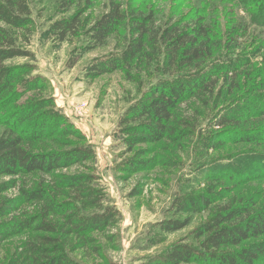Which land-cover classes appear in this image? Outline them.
I'll return each instance as SVG.
<instances>
[{"label": "trees", "instance_id": "obj_1", "mask_svg": "<svg viewBox=\"0 0 264 264\" xmlns=\"http://www.w3.org/2000/svg\"><path fill=\"white\" fill-rule=\"evenodd\" d=\"M74 2L63 0L62 11L69 12ZM86 10L54 21L50 30L66 41L83 28L89 49L105 46L122 26L127 27L128 38L120 51L93 60L87 67L89 76L119 69L128 72L141 60L155 65L157 74L119 117L117 130L126 149L116 170L152 168L156 159H145L149 149L137 146L165 138L177 141L193 134L197 119L178 115L192 100L211 107L212 126L237 136L236 143L264 146V52L256 43L264 40L260 37L254 45L252 42L255 26L264 31V6L250 22L240 18L228 28L208 22L203 15L187 22L157 24L152 12L133 9L129 14L115 0L91 23L82 19ZM34 26L28 0H0V105H10L27 92H38L20 105L10 127L0 132V178H9L0 181V193L15 187L19 190L17 197L0 201V248L9 237L31 229L36 236L26 239L8 264H82L74 254L88 248L99 252L92 234L113 226L121 215L98 183L94 145L56 107L49 81L30 75L32 67L28 65L7 63L30 55L20 47L19 38L25 32L33 33ZM55 134L65 136L62 140L55 137L64 148L35 149L37 142ZM221 140L213 139L216 147L222 145ZM210 143L207 147H212ZM243 158L245 161L240 160L251 169L257 164L264 176V150H254ZM78 165L84 171L56 173ZM217 187L209 182L203 192L174 203L179 211L212 208L209 219L194 232L203 237L199 253L189 245H177L154 264L194 259L202 264H258L264 257V244L226 250L264 236V202L254 195L225 201V193ZM188 223V219L170 218L160 222V227L170 233Z\"/></svg>", "mask_w": 264, "mask_h": 264}, {"label": "rangeland", "instance_id": "obj_2", "mask_svg": "<svg viewBox=\"0 0 264 264\" xmlns=\"http://www.w3.org/2000/svg\"><path fill=\"white\" fill-rule=\"evenodd\" d=\"M28 1L33 9L35 26L33 33L25 32L19 38V45L30 55L15 57L7 63L28 65L32 67L30 75H41L49 81L56 107L94 145L98 183L105 187L107 200L118 208L121 215L113 226L92 234L96 238L94 247L99 246V252H96V248H88L74 254L82 264H154L163 260L170 248L177 245H189L199 253L203 237H196L194 232L209 219L212 208L198 212L179 211L174 203L182 197L203 192L209 182L218 184L217 189L225 193V201L254 195L261 203L264 202L263 172L257 169V164L252 170L250 164L242 162L249 152L264 150V146L236 143L237 136L232 137L230 133L221 132L218 126H212V108L194 100L182 106L183 110L178 112L180 118L187 116L192 120L197 119L193 134L177 141L165 138L155 144L137 146L149 149L145 159H156L152 168L137 172L116 170L115 166L121 162L126 149L117 130L119 117L157 76L155 65L148 66L141 60L128 72L119 69L89 76L87 67L93 60L120 51L125 46L127 27L122 26L105 46L89 49L83 28L77 36L70 35L66 41H61L50 30V25L60 18L86 10L88 5L91 7L83 12L82 19L85 22L89 19L91 23L106 11L110 0H75L69 12L62 11L63 0ZM115 1L120 2L129 14L133 9L146 14L152 12L157 24L171 20L187 22L203 15L208 22L221 28H228L232 21L240 18L250 22L264 6V0ZM255 27L253 45L260 37L264 40L263 29ZM256 43L263 53L264 43ZM258 55L260 57L262 54L258 52ZM74 59L78 60L70 66ZM31 95L38 96L37 90L27 92L26 96L10 105H0V132L10 127L14 112ZM224 103L221 100L220 105ZM26 130L29 131L28 127ZM55 137L61 140L65 138L51 135L37 142L35 149L64 148L58 145ZM213 139L219 142L223 139L222 145L216 147ZM209 143L212 147H207ZM261 164L264 167V160ZM78 171L84 169L78 165L58 169L56 173ZM51 178L47 177L50 181ZM7 179L0 178V181ZM18 194V187L9 189L0 193V201L17 197ZM32 207L30 205L29 208ZM12 215H16V211ZM170 218L188 219L189 223L180 230L167 233L161 230L160 222ZM35 236L36 233L28 229L6 239L0 248V264H8L19 246ZM249 244H264V236L226 250L237 251ZM181 264L202 263L194 259ZM258 264H264V257Z\"/></svg>", "mask_w": 264, "mask_h": 264}]
</instances>
